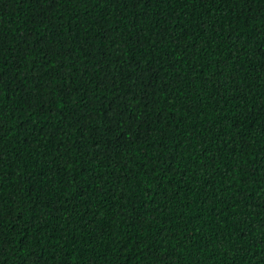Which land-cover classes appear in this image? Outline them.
<instances>
[{"label":"trees","instance_id":"trees-1","mask_svg":"<svg viewBox=\"0 0 264 264\" xmlns=\"http://www.w3.org/2000/svg\"><path fill=\"white\" fill-rule=\"evenodd\" d=\"M0 264H264V0H0Z\"/></svg>","mask_w":264,"mask_h":264}]
</instances>
